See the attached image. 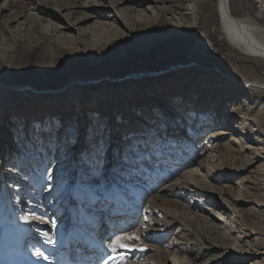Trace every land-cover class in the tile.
I'll return each mask as SVG.
<instances>
[{
	"label": "rangeland",
	"instance_id": "obj_1",
	"mask_svg": "<svg viewBox=\"0 0 264 264\" xmlns=\"http://www.w3.org/2000/svg\"><path fill=\"white\" fill-rule=\"evenodd\" d=\"M33 1L0 0V11L7 8L8 16L25 10L30 17L28 23L21 19V27H9L0 17V48L12 50L6 40L10 36L20 45L13 72L6 66L10 54L4 65L0 55V84L15 88H0V264L10 261L2 252L6 241L1 228L13 216L29 231L21 251L41 264H59L64 250L50 245L53 231L68 235L63 242L70 234L81 237L89 227L92 234L90 218L106 223L120 199L129 215L110 242L112 246L119 239L127 247L116 253L105 243L99 247L104 258L125 259L109 264H264V91L252 95L242 86L264 85V60L245 56L226 41L218 0H195L193 30L171 25L164 16V8L185 7L190 0H82L84 6L92 5L90 12H107L119 23L101 36L90 25H70L71 18L60 12L73 29L67 35L77 41L74 45L56 41L51 25L59 24L51 18L32 32L31 41H24L28 24L43 18L33 11ZM243 1L245 12L255 16L257 0ZM127 8L133 10L121 20L119 11ZM183 28L191 31L184 35ZM145 41L153 42L148 53L135 45ZM157 109L169 120L171 138L152 147L140 178L95 189L103 194L99 204L94 199L81 202L77 162L88 148L85 137L94 115L111 130L114 148L125 132L143 129L146 121L151 125ZM52 118L65 128L77 127L74 146L57 148L47 138L44 143L31 140L33 122ZM76 219V231L69 229ZM219 232L231 243L212 247L204 240L206 235L219 239ZM84 236L77 244L89 250L92 237ZM124 236L140 239L125 241ZM71 240L65 243L76 242ZM253 252L257 255L250 258ZM38 253L48 259H38ZM98 257L91 261L103 264Z\"/></svg>",
	"mask_w": 264,
	"mask_h": 264
},
{
	"label": "bare ground",
	"instance_id": "obj_2",
	"mask_svg": "<svg viewBox=\"0 0 264 264\" xmlns=\"http://www.w3.org/2000/svg\"><path fill=\"white\" fill-rule=\"evenodd\" d=\"M28 1H30V0H28ZM162 1L164 2V4H166V3L174 4L177 2V0H162ZM256 3L258 4V7H257L258 10H257V14L255 16H252V12H250V11H248V13L245 12V3L243 0H218V9L217 10H218V14H219L220 21H221L222 33L225 35L226 41L230 45H232L236 50H238L240 53H242L243 55L264 60V28H261V27H264V25L260 26V24H259L260 22L264 23V0H257ZM32 5L34 6L33 11L36 12L37 15L42 16L43 18L37 22H34L38 26H36L35 24H33V26L28 24L30 26L29 31H28V33L23 35L25 42L32 40V34H33L32 32H37L40 30V28H39L38 30L35 31L36 28L40 27V23H45L47 21L46 20L47 18H51V20H53L59 24L58 26L57 25L56 26L51 25L52 26L51 27V35L56 38V41H64L66 44L68 43V44L74 45L77 41L74 40L73 37H70L67 35V33L73 32V29L67 23L64 22L65 20L63 21V18H61V15L59 14L60 12L64 13L63 14L64 17L67 14L71 18V20L73 22L70 25L75 24L77 27H79V26L84 27V26L90 25V31L95 29V31L97 32L96 34H100L101 36L104 33L106 28L114 27L115 24L119 23L117 19L114 20V18L111 15H109L107 12H104L101 10H95L94 12H90L91 11L90 8L92 5L90 4L91 6H84L82 3V0H41V1L37 0V2L33 1ZM185 5H186L185 7L177 6L178 8H175V9L171 8L170 10H166L164 8V16L166 17L167 22H169V24H171V25L181 24V25H184V27H189V28H192L191 30H193V28L197 24V20H196V16H195V10H196V7L198 6L197 1L190 0V1H187L185 3ZM117 6H118V4H116V2H114V7L116 10H118ZM134 6H138V5L134 4ZM55 7L59 8V9H55ZM243 8H244V10H243ZM80 9H82L81 11H83V12L79 11V14H77V10H80ZM84 9H86V10H84ZM132 10L133 9L127 8V10L119 11L120 14H123L121 16V20L126 19L128 17L127 13L132 12ZM8 11L9 10L7 8H3L2 11H0V17L3 19L6 18V20L5 19L4 20L7 21L8 25H10L9 27H12L15 23L18 24L21 21V19H25L27 23L30 21V19H29L30 17L27 16V14H26L27 11H25V10H22L20 13L10 14L9 16L7 15ZM87 13H89L90 15H86ZM19 17H20V19H19ZM76 17H79V18L77 19ZM92 20H93V22L89 23ZM100 21L103 22V24H102L103 28L99 24ZM188 23H190V24H188ZM20 24L21 23H19V27L22 26ZM120 27H121V24H120ZM126 27H127V29L131 28V26H129V25H127ZM189 28H183V34L184 35H187L191 31ZM6 33H7V31H4V35ZM57 35H58V37H57ZM8 36H10V35H8ZM105 36L106 35H104V38H105ZM122 36L124 37L123 34H122ZM9 38L10 39H6L7 42L12 43L14 47L12 48V50L10 49V51L6 50L5 48L4 49L0 48V55L3 58L1 63L4 65L5 56L10 54V59H9L8 63L6 64V66L9 67V69L12 68L10 70V72H13V70H14L13 67H15L18 64V63H16L17 62L16 58L18 56L17 53L19 51L20 45H19V40L17 38L13 39L11 36ZM72 39L74 41H72ZM137 41H135V42H137ZM140 41H141V39H140ZM141 44L142 45H139V44H135V45H137V48L139 50L148 53L149 47L153 44V42L152 41H145ZM97 47L98 46H94V50H96ZM63 49L66 51H69V52L75 51L71 47L68 48L67 46L63 47ZM6 83L0 84V88L4 87V88L11 89V90L15 89L14 87L8 86L9 84L6 85ZM175 86L180 87V83L176 82ZM242 86L244 88H247V90L250 91L252 95L254 92L256 93V91H260V90L264 91V89H263L264 85L256 83V82H246V83L242 84ZM3 90H4L3 88L0 89V96L3 93L2 92ZM70 91H71V89L68 90V92H70ZM78 96L79 95L77 94L75 97V101H77V102H78ZM77 102H76V104H77ZM75 195H76V193H72V196H75ZM78 197H79V195H78ZM212 201L213 200H209L208 203H212ZM216 208L219 209V206ZM9 220L10 221H6L5 224L1 228V233L4 235L5 241H6L5 244L3 245L4 247L2 250V252L5 253L4 259H10L8 264H14V262L12 261V256H11V252L13 251L17 255V259H18L19 264H41L36 260V258L34 256H31L28 253L21 251V249L24 248L23 245H24L25 241L27 240L26 238H27V235L29 233V231L26 228H23L26 224L21 222V220L17 219L15 216H13ZM75 221H77V222H73L74 225L72 226L71 229L76 231L75 226L79 225L80 222L78 219H76ZM121 227L123 228L124 226H121ZM122 228H120V229L116 228V229L117 230L119 229V231H120ZM96 229L98 231V234L96 233L97 231H94V226L92 227V232L96 236L104 237L106 235L102 226H100V227L98 226ZM54 231L52 234L53 236L51 235L52 238L50 239L51 240L50 245L52 244L54 247H56L58 249L59 248L60 249H67V248H65V246L68 245V243H65L66 240L75 239L76 242H73V244L74 243L77 244L80 241V239H83V237H78V234L76 233L75 234L76 236H74V237H72L70 234L69 238L63 242V239L68 237V235L66 237L65 236L63 237V234H62L59 237L58 233L54 232ZM118 234H116V235H118ZM82 235L83 234L81 233V236ZM84 237L87 239L86 236H84ZM125 237H127V236L123 237V239L125 241L130 240L129 239L130 236H128V239H126ZM77 238L79 240H77ZM204 240L206 242L210 243L212 245V247H215V245H217V244L221 245L219 242H221V243L224 242V243H228V244L231 243L230 239L225 234H222V233L219 234V239L218 238L209 239L206 235L204 237ZM54 241H57L58 245H55ZM91 241L98 243V249H100L104 252V248L99 247V246H102L103 243H105V242H103L105 240L97 241V239L95 237H92ZM11 242L12 243L15 242V245L14 246L12 245L13 249H11V246H10ZM114 244H115V241L112 245H114ZM257 245H258V243H257ZM110 246H111V244H110ZM90 250H92V247L89 249V251ZM23 255H27L28 259L25 257H22ZM101 255H99V256L101 257ZM256 255H257V253L253 252L252 255L250 256V258H253ZM64 257H67V256H64ZM86 259H88V258H86ZM84 260H85V258H84ZM66 263H68V261ZM173 264H175V263H173Z\"/></svg>",
	"mask_w": 264,
	"mask_h": 264
},
{
	"label": "snow or ice",
	"instance_id": "obj_3",
	"mask_svg": "<svg viewBox=\"0 0 264 264\" xmlns=\"http://www.w3.org/2000/svg\"><path fill=\"white\" fill-rule=\"evenodd\" d=\"M183 119V117H181ZM153 123L145 122V127L139 131L125 132L117 147H111V130L106 122L101 121L98 115H94L93 123L87 130L85 137L88 148L80 154L77 162L78 184L80 188L81 202L94 199L97 204L103 200V194L95 189L110 183L118 185V181L128 178L139 179V169L148 163L147 154L153 146L166 142L169 138V120L158 109L154 110ZM18 131H22L21 129ZM79 133L76 126L64 127L59 119L52 118L43 123L33 122L31 128V140L44 143L45 138L49 145L72 147L77 142ZM19 143L20 137L15 136ZM111 151V158H109ZM67 154V152H66ZM111 176V179H110ZM25 222L27 218H25ZM55 225H53V228ZM129 239H140L130 236ZM126 248L119 239L110 246L111 253H116L117 248ZM144 251L145 249H140ZM37 258L47 260L41 253ZM124 260V256L110 255L104 259L103 264H109V260Z\"/></svg>",
	"mask_w": 264,
	"mask_h": 264
}]
</instances>
